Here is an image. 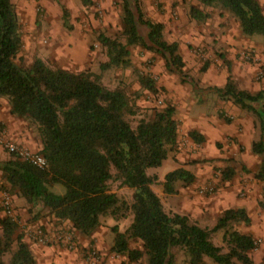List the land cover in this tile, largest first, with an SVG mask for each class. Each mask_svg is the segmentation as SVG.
Returning a JSON list of instances; mask_svg holds the SVG:
<instances>
[{"label":"trees","instance_id":"16d2710c","mask_svg":"<svg viewBox=\"0 0 264 264\" xmlns=\"http://www.w3.org/2000/svg\"><path fill=\"white\" fill-rule=\"evenodd\" d=\"M93 0H81L90 5ZM203 6H219L229 10L238 20L243 33L264 36V10L258 0H198ZM121 22L124 41L99 33L106 49L107 61L102 70L130 63L129 46H139L160 54L165 68L176 73L195 91L214 90L221 99L251 111L259 120V139L251 143V151L262 155L255 179L262 183L258 205L264 208V87L251 92L238 88L230 75L222 87L200 88L184 72V59L176 41L164 38V26L145 17L140 0H121ZM63 24L68 27V11L62 7ZM190 18L204 21L209 13L191 6ZM23 38L19 17L12 0H0V97L6 98L10 112L37 125L40 146L34 150L45 157L47 165L37 167L13 153L0 160V188L22 197L30 206L48 210L54 223H69L82 235H91L100 225L101 215L122 216V208L132 213L129 226L120 231L113 225L111 251L131 261L145 259V264H176L173 248L184 250L189 264H204L206 257L218 264H255L250 252L255 240L249 233L225 231L223 239L228 251L223 252L210 238L209 229L192 222L188 215L168 213L151 185L156 176L147 169L160 166L178 143L179 123L174 108L166 105L151 118H141L133 128L126 119L133 114L124 89L108 88L98 74L63 67H51L40 57L29 65L20 55ZM140 83L155 92L154 83L141 77ZM194 142L205 137L188 130ZM235 169H223V180L230 179ZM133 190L129 205L110 189L109 182ZM195 176L178 167L165 174L163 190L175 193V182L191 183ZM61 186L62 193L52 190ZM250 223L243 208H226L212 230L222 229L231 221ZM130 240L138 246L130 247ZM7 255L8 260L3 257ZM0 264H36L35 258L16 221L0 215ZM107 264V263H104Z\"/></svg>","mask_w":264,"mask_h":264},{"label":"rangeland","instance_id":"374dc122","mask_svg":"<svg viewBox=\"0 0 264 264\" xmlns=\"http://www.w3.org/2000/svg\"><path fill=\"white\" fill-rule=\"evenodd\" d=\"M258 1L264 10V0ZM12 2L19 16V25L23 38L20 55L24 59L25 64L29 65L35 57H40L51 67H65L75 72L88 69L92 73L98 74L101 82L106 87H120L124 89L134 112L133 114H127L126 119L133 128L141 118H151L156 110L166 105L174 108V114L177 119H183L185 114L181 111L178 112L177 107L187 102L189 103L188 100H192L193 97V99L197 100V108L203 111L205 116L215 110L216 102L220 98L216 92L204 91L205 93H201L195 90L192 91L193 88L190 83L182 82L176 73L166 70L163 57L154 51H149L135 45L129 46L130 63L127 66L110 67L105 70L100 68V64L107 61V55L105 47L98 39L99 33L118 38L121 41H124L125 38L122 34L121 0H93L90 5H83L81 0H12ZM140 3L145 17L153 21L162 22L165 27L163 33L166 41H176L178 45L180 43L182 44L179 53L184 59V72L194 78L199 87L203 88L208 86L210 88L211 85L206 84L202 78L209 67L217 75L223 67H227L229 70L232 68L229 64V62L231 63V59L228 58L230 53L226 49L225 44L222 45V42L225 41L227 43L228 40L240 44L238 54L241 56L243 62L258 65L253 79L258 82L262 81L264 77V36L243 33L238 20L229 10L219 6L206 7L198 0H140ZM191 6L201 8L203 11L208 12L209 16L204 21H195L188 15ZM62 7L68 11V27L63 24ZM173 25L175 26L174 31L178 33L176 35L172 33L171 28ZM205 31L209 33L206 34ZM198 39L200 42L197 41ZM221 54L224 57H221ZM141 77L153 81L155 92L149 91L147 87L140 83ZM187 91L193 92L192 98H188ZM245 112H248L254 118V123L259 127L258 117L251 111L245 110ZM221 116L226 125L224 128L230 130L232 126V124H229L230 120H232L231 116L225 114V112L221 113ZM25 120L27 121V126L34 131L39 141L40 136L37 125L27 119ZM177 121L180 125L179 120ZM187 131L181 134L180 138L178 134V143L182 147H186L187 145L195 147L196 144L189 140L190 138L186 134ZM226 138L225 141L217 143V147L220 148L224 145H234L231 151L229 149L226 151L228 153L224 159L226 163L215 166L210 179L195 188V192L199 196L204 197L215 195L221 185L226 189L230 188L227 192L232 193L230 196L235 198H246L247 192L244 187L249 185L248 190H254V192L260 190L262 192V183L260 181L255 183L253 181L255 179V166L258 164L257 166L259 167L261 159L259 157L258 159L256 157H250L243 161L241 154L245 150L243 146H237L235 133L228 134ZM178 143L168 155L175 156V153L178 152ZM0 149L2 153L7 155V158L12 154L6 148L0 147ZM196 160L203 159L199 157L193 160V162ZM168 163H171V159L169 158L166 161H162L160 166L152 167L151 170H154L158 174H163L171 167ZM228 166L235 169L234 174L230 179L223 180V169ZM0 182L2 183L1 173ZM208 182L214 184L213 192L201 193V188L205 187ZM186 185L182 181H176L174 184L175 188ZM235 185H237V188L234 187ZM109 186L120 200H124L127 205L130 204L132 201V189L120 185V181L116 179L111 180ZM1 189L4 190L2 187ZM52 190L57 193H62L63 188L57 185ZM6 192L8 193L7 190ZM8 194L11 196L10 193ZM166 194L168 193L161 195L167 207L165 211L168 213H176L172 212L170 208L172 203L179 200L178 197L173 195L167 197ZM259 200L257 199V203H255L252 199L255 205L253 208L249 206L246 211L248 215L250 214V217L252 216L249 224H245L239 220L231 221L225 228L212 230L223 210L226 208H234L232 206L224 208L221 212H218L219 214H214V216L211 213H203L202 216L197 218V221H192L190 216H188L192 222H196L199 226L209 229L211 241L219 246L223 252L228 251L227 243L223 239L225 231L235 229L243 233L251 234L255 240V248L250 252V258L255 264H264V208L258 205ZM14 208L17 212L15 206ZM120 212H123V215L118 216V218L112 215H101L100 225L96 230L103 232L105 228H108L111 237L113 236V232L111 231L113 225H117L119 230L124 231L131 223L132 213L127 207L122 208ZM2 213L5 214L0 206V215ZM17 217L18 232L23 234V228L29 227L31 230L29 232V238L36 244L39 243L32 237V230L35 227L42 228L49 236L60 232L64 241L58 243L51 241L39 245H57L58 247H62L75 253L83 264H89L91 261L95 262V264H145L144 258L131 262L126 256L112 252L110 249L111 246L108 247L109 245L106 243L108 241L106 234H103L105 242L103 251L96 243L98 241L97 237L92 239L93 237H89L91 235H86L87 237L77 236L75 231L71 229L69 223L63 222L57 224L50 219L49 222H51L52 229L47 230L45 228L46 226L42 224H32L29 226L28 224H23L18 212ZM88 237V243L82 245L81 242L83 239H87ZM129 245L130 247H136L138 246V242L130 240ZM92 250L95 251V255L89 258L88 254ZM172 251L176 264H189L184 250L175 247ZM3 259L5 261L8 260V256L5 255ZM46 264L56 263L52 260ZM204 264L218 263L206 257ZM235 264L242 263L235 260Z\"/></svg>","mask_w":264,"mask_h":264},{"label":"crops","instance_id":"0c3cea01","mask_svg":"<svg viewBox=\"0 0 264 264\" xmlns=\"http://www.w3.org/2000/svg\"><path fill=\"white\" fill-rule=\"evenodd\" d=\"M174 28L175 26L173 25L171 28L172 33H175L176 35L178 33L174 31ZM185 32L189 33L188 31ZM205 33L208 34L209 32L205 31ZM197 41L200 42L199 39ZM230 41L228 40L227 43L224 41L222 42V45L225 44L226 49L230 53V57L228 56V58L231 59V63L229 62V64L232 66V68L229 70L227 67H223L221 70L219 69L220 72L217 75L212 71V68L209 67L204 76H202L203 81L206 84L211 85L210 87H222L226 83L227 77L230 75L231 79L240 89L257 91L263 88L264 77L262 78L261 82L253 79L258 65H251L243 62L241 60V56L238 54L240 44ZM181 45V43L178 45L180 50ZM220 56L224 57L223 54ZM207 87H203V89ZM193 90L194 89H192V91ZM204 91L215 92L212 89H205ZM204 91L197 92L205 93ZM187 92L188 98H192L193 92ZM193 98L192 100H188L189 103L187 102L186 104H182L177 107L178 112L181 111L185 114L183 119H177L174 114V118L180 122L179 138L186 130L192 129L203 134L205 139L201 143L194 142L193 140L189 139L192 143L196 144L195 147L192 145L182 147L181 144L178 143V152L175 153V156L172 157L171 155H168L167 158L163 160L166 161L168 158L171 159V163H168L171 165V167L165 173L158 174L154 170H151L152 168H148L147 174L156 176L151 188L160 197L164 210L167 209L164 204V199L161 198V195L165 194L163 192L165 174L175 168L183 167L192 172L195 176V179L191 183H186V186H181L178 188L176 187L175 189L177 191L175 193L166 194L167 197L173 195L179 199L178 201L172 203L170 208L172 212L189 215L192 221H197V218L202 216L203 213H211L214 216V214H219L218 212H221L226 207L232 206L234 208H243L245 211H247L249 206L253 208L255 205L254 202L257 203V199H261V191L259 190L254 192V190H248L250 185L244 187L245 191L247 192L246 198H235L230 196L232 193L227 192L230 188L226 189L222 187V185L215 195H209L207 197L199 196L195 192V188L210 179L215 166L226 163V160H224L225 155L228 154L226 151L227 149L231 151L234 145L229 144L230 146L227 145L228 147L224 145L222 148H220L217 147V143L225 141V139H227L226 136L230 133H235L237 146L240 147L241 145V147L243 146L245 150L244 153L241 154L243 161L249 159L250 157H256L257 159L259 157L261 159L262 156L260 154H254L251 151V143L258 140L260 136L259 127H257V124L254 123V118L250 116L248 112H245L244 109L237 107L230 100L219 98L216 102L215 110L205 116L204 112L197 108V100ZM200 98L202 99V97ZM223 112H225V114H229L232 118V120L229 122V124H232L230 130L224 128L226 125L223 121V117L221 116V113ZM0 126L4 129L7 137L13 142L31 150H37V148H39L40 140H37L34 131L27 126V121L24 118L12 114L10 112V106L7 99L3 97H0ZM199 157H201L203 160H196L197 162H193V160ZM4 158H7V155L2 153L0 149V159ZM257 165L255 166L254 171L258 169ZM253 181L255 183L258 182L256 179H253ZM259 186H261V184H259ZM234 187L237 188V185ZM11 196L14 206L16 207L18 214L21 216L20 219L22 218L23 224H28V226L32 224H42L46 226L45 228L47 230L52 229V225L50 224L51 222H49L52 218V215L48 214V210L46 208H43L41 205L36 207L31 205L29 206L22 197H19L16 194H12ZM249 198L251 199L248 200ZM251 220L252 216L250 217V221ZM30 231L31 230L29 227L23 228L24 233L22 234V239L28 244L32 255L35 258L36 264H46L52 260L56 264H83V262L77 258L75 253H72L62 247H58L57 245L42 246L32 242L29 238ZM75 234H77V236L87 237L86 235H82L78 232H75ZM103 234H106L108 239L106 243L109 245L108 247H110L113 241V236H110L111 233L109 232L108 228H105L103 232L95 230L91 236H89L93 237L92 239L97 237L98 241L96 243L102 250L105 245ZM89 237L87 239L82 238V245H86V243H88ZM89 264H95V262L91 261Z\"/></svg>","mask_w":264,"mask_h":264},{"label":"built area","instance_id":"2783aa9c","mask_svg":"<svg viewBox=\"0 0 264 264\" xmlns=\"http://www.w3.org/2000/svg\"><path fill=\"white\" fill-rule=\"evenodd\" d=\"M0 147L6 148L10 153H13L19 159L27 161L37 167L43 168L47 165L45 157L33 151L27 147L21 146L15 142H13L10 138L7 137L4 129L0 126ZM214 190V184L208 182V184L201 188L200 192H208L211 193ZM0 206L2 207L5 214L10 217L14 221L17 220V212L14 208L12 197L5 191L0 188ZM33 239L39 244H46L48 242L54 241L56 243L64 241L62 234L60 232H56L53 236H49L46 232L42 230L40 227H35L32 230ZM68 242V241H67ZM72 246V244H70ZM95 255V251L92 250L88 257H92Z\"/></svg>","mask_w":264,"mask_h":264}]
</instances>
